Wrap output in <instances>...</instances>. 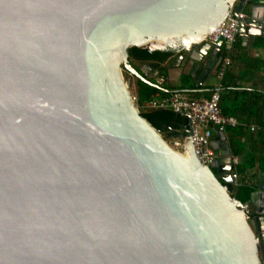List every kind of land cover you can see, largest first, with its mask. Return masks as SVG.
Wrapping results in <instances>:
<instances>
[{
  "label": "water",
  "instance_id": "95a60500",
  "mask_svg": "<svg viewBox=\"0 0 264 264\" xmlns=\"http://www.w3.org/2000/svg\"><path fill=\"white\" fill-rule=\"evenodd\" d=\"M240 10L250 46L264 0H0V264H264V176L241 204L224 134L201 165L120 73L176 92L127 58L170 55L203 91L222 43L205 35Z\"/></svg>",
  "mask_w": 264,
  "mask_h": 264
},
{
  "label": "trees",
  "instance_id": "16d2710c",
  "mask_svg": "<svg viewBox=\"0 0 264 264\" xmlns=\"http://www.w3.org/2000/svg\"><path fill=\"white\" fill-rule=\"evenodd\" d=\"M241 42V37L235 35L230 58L244 62L243 72L241 75L239 74L240 76H235L226 69L217 82L220 111L223 115L233 116L237 122L235 126L223 129L229 153L232 158H235V163L231 164V172L235 174L236 181L234 185H229L228 192L233 198L244 204L255 188L256 177L264 176V53L259 58L247 54L242 55L241 52L247 48L245 45H241ZM250 47L261 48L264 51V37L256 36ZM235 51H240V53L236 55ZM127 58L140 64L146 63L150 70H157L159 77L166 82L165 68H162V64L167 58L161 63L135 60L128 56ZM244 78L250 81L248 85L240 83ZM194 79L195 76L180 74L181 89L194 88ZM200 88L204 93L214 89L206 85H201ZM133 93L138 113L158 130L164 139L174 137L186 127L187 117L184 114L175 112L168 107L148 106L150 100L166 97L168 92L161 91L134 78ZM183 93L189 98H199L201 94L188 90H184ZM211 138L218 139L217 132L214 130H212ZM210 170L215 172L214 167H211Z\"/></svg>",
  "mask_w": 264,
  "mask_h": 264
},
{
  "label": "built area",
  "instance_id": "2783aa9c",
  "mask_svg": "<svg viewBox=\"0 0 264 264\" xmlns=\"http://www.w3.org/2000/svg\"><path fill=\"white\" fill-rule=\"evenodd\" d=\"M242 16L241 10L237 11L235 15L228 11L222 21L205 35V40L210 43L219 38L222 40L221 60L215 74L217 79L231 63V47L237 33L238 19ZM129 95L131 102H135V95L130 92ZM148 106L168 107L187 117L192 153L201 165L207 167L212 165L217 157L216 152L210 146L212 130L220 134L223 133L225 127L237 124L233 116L221 113L217 89L211 90L206 97L199 98H189L182 91H176L169 93L166 97L150 100ZM232 163H235V158L231 157Z\"/></svg>",
  "mask_w": 264,
  "mask_h": 264
},
{
  "label": "crops",
  "instance_id": "0c3cea01",
  "mask_svg": "<svg viewBox=\"0 0 264 264\" xmlns=\"http://www.w3.org/2000/svg\"><path fill=\"white\" fill-rule=\"evenodd\" d=\"M256 38L253 37L251 43L253 42V40ZM241 45H245L247 49H244L243 52H241L242 55H250L252 57H262L263 56V49L261 48H251L250 46H248L246 43H244L243 41L241 42ZM251 45V44H250ZM240 51H235V54H239ZM138 64V62H136ZM165 64V65H164ZM162 64V68H165L164 71H165V74H166V82L163 81L162 78L159 77L158 75V71L157 70H150L148 73H147V77L150 81H152L153 79H156V80H161V82L159 83L160 86L164 89H177L178 91H182L184 92V90L181 89V82L179 81V75H180V68H170L168 66V63H164ZM139 65V64H138ZM243 65H244V62L241 61V60H238V59H232L231 60V63H230V67L228 68L229 71L232 72V74H234L235 76H240L241 73L243 72ZM140 66V65H139ZM138 66V67H139ZM240 74V75H239ZM214 78L215 82L214 84L210 83V79L211 78ZM239 83V82H238ZM240 83L242 85H248L250 83V81H247V78H244L242 81H240ZM202 85H206V86H210V87H213L214 89H217L218 90V82H217V78L214 74H211L209 75L208 77H206L203 82H202ZM186 89V88H184ZM208 90V89H207ZM213 90V89H211ZM202 91H199V93H201ZM203 93V94H202ZM199 97H206L209 93V91L207 92H202ZM215 134V133H214ZM218 135V139H214V138H211V141H217V142H220L221 139L219 137V134ZM225 141V139H223ZM226 142V141H225ZM217 152V151H215ZM251 208V207H250ZM249 207H247V210H250Z\"/></svg>",
  "mask_w": 264,
  "mask_h": 264
},
{
  "label": "rangeland",
  "instance_id": "374dc122",
  "mask_svg": "<svg viewBox=\"0 0 264 264\" xmlns=\"http://www.w3.org/2000/svg\"><path fill=\"white\" fill-rule=\"evenodd\" d=\"M130 61V63L132 62V60H129ZM134 62V61H133ZM132 64V63H131ZM138 64L139 65H141L139 62H138ZM230 66H228L227 67V69L229 68ZM229 70V69H228ZM120 73H121V76H122V78H123V80H125V78H127V77H130L131 78V83H130V87H129V92L131 93V94H134L133 92H134V78L135 77H133V76H131L124 68H121L120 69ZM214 82H215V80H214V78L212 77L211 79H210V83H212V84H214ZM133 105L135 106V108L137 109V107H136V104H135V102L133 101ZM137 111H138V109H137ZM168 140H170V141H177L178 143H177V145L175 146L176 148L175 149H177V147L178 146H180V145H182V143L185 141V137H182V136H180V133H178L177 135H175L174 137H172V138H170V139H168Z\"/></svg>",
  "mask_w": 264,
  "mask_h": 264
},
{
  "label": "flooded vegetation",
  "instance_id": "af4514ba",
  "mask_svg": "<svg viewBox=\"0 0 264 264\" xmlns=\"http://www.w3.org/2000/svg\"><path fill=\"white\" fill-rule=\"evenodd\" d=\"M131 63H132V65H133L135 68H138L139 65L136 63V61H134V62L132 61ZM181 133H182L183 136H185V134H186L185 131H182ZM216 155H217V153H216Z\"/></svg>",
  "mask_w": 264,
  "mask_h": 264
}]
</instances>
